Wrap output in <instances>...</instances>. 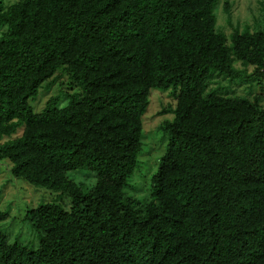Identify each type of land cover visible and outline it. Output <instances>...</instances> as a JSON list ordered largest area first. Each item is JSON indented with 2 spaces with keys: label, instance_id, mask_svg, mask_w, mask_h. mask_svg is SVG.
Listing matches in <instances>:
<instances>
[{
  "label": "trees",
  "instance_id": "1",
  "mask_svg": "<svg viewBox=\"0 0 264 264\" xmlns=\"http://www.w3.org/2000/svg\"><path fill=\"white\" fill-rule=\"evenodd\" d=\"M219 1L0 0V164L57 194L25 212L36 244L0 228V264H264V109L206 93L210 71L260 84L264 28L227 39ZM58 72L79 92L34 113ZM151 89L175 108L141 202L126 190ZM81 170L90 188L68 176Z\"/></svg>",
  "mask_w": 264,
  "mask_h": 264
},
{
  "label": "rangeland",
  "instance_id": "2",
  "mask_svg": "<svg viewBox=\"0 0 264 264\" xmlns=\"http://www.w3.org/2000/svg\"><path fill=\"white\" fill-rule=\"evenodd\" d=\"M21 0H2L4 8ZM217 33L223 34L227 39L234 31L249 30L254 33L264 28V0H220L216 9ZM237 71L250 75L253 68L243 69L239 62L234 64ZM223 96L258 98L260 106L264 109V78L260 84L240 82L239 79L229 80L225 76L210 71V87L206 91H214ZM79 92L76 84L71 82L63 73L41 84L36 96L28 103L34 113H40L50 98L58 100V107H65L67 96ZM170 90L151 89L148 98L147 111L143 117V126L140 132L141 147L137 163L132 176L128 180L129 188L126 194L141 202L150 199L151 179L155 175L159 160L165 152L168 143V133L163 126L173 120L172 111L175 103L170 99ZM10 166L6 162L0 164V209L8 213L6 221L0 228L7 236L8 242L17 241L23 245L36 244L38 232L24 221L25 212L42 203H50L57 194L45 188L35 187L21 179H14L9 172ZM93 172L81 170L68 174L69 178L83 188H90L94 183Z\"/></svg>",
  "mask_w": 264,
  "mask_h": 264
}]
</instances>
